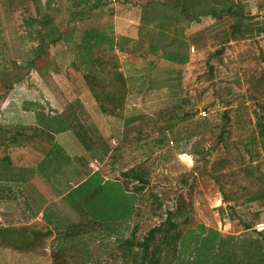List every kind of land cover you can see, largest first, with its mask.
Segmentation results:
<instances>
[{
    "label": "trees",
    "instance_id": "obj_1",
    "mask_svg": "<svg viewBox=\"0 0 264 264\" xmlns=\"http://www.w3.org/2000/svg\"><path fill=\"white\" fill-rule=\"evenodd\" d=\"M6 4L16 31H25L41 21L37 0H6ZM181 7L187 11L185 2ZM207 10L202 9L197 15L220 18L227 13L236 21L219 37L211 38L212 46L205 52L199 50L188 63L180 62L176 68L179 99L126 120L107 154V164L119 170L121 184L134 195L135 222L130 235L109 253L93 259L80 244L58 248L51 252V264L178 262L181 237L189 226L188 209L179 189L192 190L193 174L183 167L171 173L173 178L161 176L155 158L175 159L174 150L183 149L200 129L215 136L214 145L206 151L215 154L211 160L205 158L204 163L209 162L211 178L221 188L226 186L221 198L228 203L231 217H239L238 208L243 212L239 217L243 228L256 222L264 225V34H246L242 23L252 16L244 14L242 2L232 1L217 13L212 7ZM198 34L192 36L195 41ZM92 64L93 69H81L90 94L100 112L121 117L128 88L114 50H95ZM202 111L204 114L200 115ZM52 144L53 135L41 126L0 124V161L34 164ZM156 175L162 180H154ZM162 182H174L177 189L169 196L162 192ZM149 222L153 224L138 236L139 229ZM51 235L44 223H0V247L14 252L44 253ZM193 244L190 264H264V227L238 234L208 228L204 236L194 237Z\"/></svg>",
    "mask_w": 264,
    "mask_h": 264
},
{
    "label": "crops",
    "instance_id": "obj_2",
    "mask_svg": "<svg viewBox=\"0 0 264 264\" xmlns=\"http://www.w3.org/2000/svg\"><path fill=\"white\" fill-rule=\"evenodd\" d=\"M51 2L52 0H45L47 8L51 6ZM96 2L99 0H62L60 11L65 15L67 13L68 18L73 5L81 4L90 8L96 6ZM173 2L174 0H110V10L98 21L102 25L98 24L97 28L102 29L105 35L123 42H115L111 47L127 80L128 92L121 117L100 112L81 77L82 84H78L81 87L76 89L80 92H75L73 101L67 102L53 88L50 78L54 76L51 72L52 65L36 69L35 61L51 55L52 46H60L63 43L61 40L68 35L67 31H35L29 26L25 31L12 32V39L18 40L15 50H19L18 45H21V48L26 47L30 56L13 58L14 65L10 73L12 79L6 85L0 80L2 88L7 87L6 90H9L5 96L0 97V124L41 126L53 135V144L45 156L35 160L34 164L18 165L0 161V223L4 226L44 223L51 229L52 235L41 254L19 253L0 247V264H51V252L75 244H80L88 257L93 259L109 253L118 242L130 235L135 222L132 216L134 195L123 187L120 178L113 175L117 169L107 164L106 157L121 133L127 118L124 116L149 114L154 110L141 114L133 111L137 107H148V104H161L162 107L179 99L176 74L169 76L163 75V72L170 69V64L189 62L195 49L193 43H196L192 36L203 29L201 18L208 15L192 16L187 0V11L184 12L181 7L180 15L174 14L165 7ZM153 7H157L159 13L155 14ZM74 13L76 15H71L77 16L78 13ZM88 14L91 15V21L97 19L94 14ZM86 15L82 17H88ZM86 19H82L80 23L87 21ZM64 20L67 21L65 18ZM51 21L47 13L41 15V22L45 27ZM86 27L88 26L75 32L80 45L86 38ZM162 38L171 39L170 47H173V38L183 41L187 38L188 51H185V47L180 50L170 47L162 49L158 40ZM4 39L5 34L0 30V40ZM3 41H0V49L6 47ZM80 47L75 50L74 59L70 60V64L74 63L79 71L90 65V55L85 52L88 49L79 50ZM108 47L103 45V48ZM168 53L178 54L179 57H166ZM47 59L45 58V62H48ZM56 61L60 70H64L61 68L60 58ZM8 69L6 64L0 70ZM36 71L41 77H46V80L43 78L39 84L35 82L33 78ZM156 71L159 72V78ZM154 84H160V87L153 88ZM40 92H43L46 102L41 98ZM44 103L52 111L48 112ZM202 112L200 115L204 114ZM116 124H119V129L115 131L113 126ZM93 179L96 184L88 187ZM107 180L117 191L112 193V188L104 192L108 201L102 203L97 197L103 192L102 188ZM190 226L183 231L181 252L194 242V235L198 233L202 236L207 229L206 225L199 224L196 228L202 226L204 233L197 232L195 226ZM143 233L139 231L138 236ZM187 257L191 258V254Z\"/></svg>",
    "mask_w": 264,
    "mask_h": 264
},
{
    "label": "rangeland",
    "instance_id": "obj_3",
    "mask_svg": "<svg viewBox=\"0 0 264 264\" xmlns=\"http://www.w3.org/2000/svg\"><path fill=\"white\" fill-rule=\"evenodd\" d=\"M38 1V8H39V14L42 15L43 13H47L49 17L52 19L51 24L48 27H45L44 24L39 21L36 24L30 25L31 29L33 30H52L55 32H59L61 30L67 31L68 35L66 39L61 40L63 43L58 46L54 45L52 46V52L51 55L43 56L37 59L35 62L36 69L44 67H48L52 65L51 72H53L54 76L50 77L51 81L53 83V88L55 92L60 94L62 98H65L67 102L71 101L74 98L75 92H80L79 89L82 84L80 77L82 78L81 70H77L75 67V64H70V60L75 57V50L77 47L81 46L79 50L87 48L88 51H85L87 54L90 55V65L86 68L91 67V69L94 68L92 64V55L95 50H107L112 47V45L115 42L123 43L122 40H113L110 36L105 35V33L102 31V29L97 28L98 24H101V22L98 23V21L101 20V17L106 14L110 10L108 7V2L110 0H99V2H96V6L87 7L85 5H73V9L67 18V13L62 14V4L60 3L62 0H52L51 6L47 8L45 0H37ZM98 1V0H97ZM171 1V0H169ZM193 1V2H192ZM242 2L244 5V14H249L252 16V19L249 21H245L242 23L243 26L247 28L246 34L249 35H255L258 33L264 34V0H200V2L194 1V0H187V7L188 9L192 10V16H197V14L203 9V11L207 10V7H212L216 13L222 9L225 8L227 5H229L230 2ZM6 2V0H4ZM2 3L0 1V30L3 31L5 34V39L0 40L5 43V48L0 49V69L4 68L7 64L8 71L0 70V80L3 85H6L12 78H11V71L12 66L14 65V62L12 61L13 58L19 57L27 58L30 56L28 50L26 47L21 48V45H18L19 50H15L17 47V41L12 39V32L15 30L14 28V21L13 18L8 10L7 4ZM185 2L184 0H174L173 4H168L166 9H170L174 14L177 13L180 15L179 9L181 8V5ZM53 3V4H52ZM225 5H224V4ZM203 4V5H202ZM89 5V4H88ZM194 6V7H193ZM193 7V8H192ZM234 6H232V9ZM90 9V10H89ZM153 12L155 14L159 13V10L157 7L152 8ZM194 10V11H193ZM78 13L77 16L74 12ZM90 11V12H89ZM209 11V10H207ZM94 14L97 19L94 21H91L89 19L91 17L90 14ZM75 14V15H71ZM87 14V15H86ZM65 15V16H63ZM88 16V17H82V16ZM178 16V15H177ZM82 17V18H81ZM67 19V21L64 20ZM87 18V19H86ZM87 20L85 22L80 23L81 20ZM76 20L79 22L76 23ZM90 20V21H88ZM236 21L235 17L233 15H229L227 13L221 14L220 18H215L213 16H203L201 18V22L204 24L203 29H200L199 34L197 37L196 43H193V55L196 54L199 50L202 52H205L207 49H209L212 44L210 43L211 38L219 37L223 30H227L229 26ZM105 24V23H104ZM102 25V24H101ZM83 26H88L84 30V34L86 38L83 43L80 45L78 42L80 41L78 38L75 37L77 33L76 30L81 31ZM81 29V30H80ZM66 36V35H65ZM239 38V37H238ZM161 43V46H163L162 49H167L170 46L171 39L162 38L158 39ZM25 41V40H23ZM125 41V40H123ZM173 47L170 48H176L180 50L181 48L185 47V51H188L189 47V41L186 38V41H183L182 39L173 38ZM231 42V41H230ZM16 45V46H15ZM103 45L109 46L108 48H103ZM115 45V44H114ZM61 48V49H60ZM156 48V47H154ZM60 49V50H59ZM90 49V50H89ZM169 50V49H168ZM65 53V54H64ZM234 55V53H232ZM166 57H179L178 54L171 55L166 54ZM45 58H48L45 62ZM60 58L61 61V68L64 70H60V67L58 66V60ZM24 60V59H23ZM180 61H178L179 63ZM67 65L66 67H64ZM176 65L178 64H170V69L165 70L163 72V75H169L172 76L173 74L177 73ZM40 70V69H39ZM162 74V73H161ZM157 78H159V72L156 71ZM40 73L36 71V76L33 78L35 82L41 83V80L44 78L46 80V77H41ZM11 78V79H10ZM10 79V80H9ZM83 80V79H82ZM132 82V81H130ZM154 82V80H152ZM207 82H210V80H207ZM154 83H160V81H155ZM72 84V85H71ZM79 84V85H78ZM77 87V88H76ZM160 87V84H154L153 88ZM7 88V87H6ZM6 88H2L0 85V97L5 96L9 90H6ZM36 89V88H35ZM154 93V92H153ZM36 94V93H35ZM41 98L43 99V92H40ZM44 100V99H43ZM45 101V100H44ZM73 101V100H72ZM46 102V101H45ZM54 103L57 104L56 101ZM53 104V103H52ZM42 105V104H40ZM153 105V106H152ZM43 106V105H42ZM148 107H137L136 110L133 112H138L141 114L144 111H153L158 109L161 104H148ZM45 109L49 112L52 111L51 107L48 106L47 103H44ZM126 120L135 117V114H130V116H124ZM120 124V123H119ZM119 124H116L113 126V129L116 131L119 129ZM204 129V128H203ZM117 140H115L116 142ZM215 143V136L210 134L208 130H202L200 129L198 132L195 133V136L191 138L189 142H187L185 145L182 146L183 149L181 150H174L175 151V159L174 158H168L166 160L155 158V162H157V168L156 170L159 171V174H162L161 176H169L170 178H173L171 173H174L180 168L186 167L189 168L193 174L192 179V190L187 191L185 188L179 189L181 191V194L183 195V199L185 201L186 207L188 209L187 214L189 215V224L191 226L197 227L199 224L206 225L208 228H213L217 230L218 232H227V233H249L257 231L256 224L259 222L254 223L251 225L250 228H243L240 215H242L243 212H241L238 208L236 209V212L238 213L239 217H231L229 210H228V203L223 201L221 198V191L226 190V186L220 187L209 175L208 173V163H204V159L207 158L211 160L213 155L215 154L214 151H211L210 154L206 153L207 150H209ZM170 144L173 145V142L170 141ZM202 149L203 152L200 153L199 150ZM179 152H186L188 155H191L192 161L190 165L184 164L181 160L178 159L177 154ZM199 152V153H198ZM197 166V167H196ZM203 166V167H202ZM202 167V168H200ZM116 178H120L119 170L113 174ZM154 180L161 179L159 176H154ZM108 180L106 184L103 186L102 191L98 197L97 200H99L102 203H105L108 201V198H106V193L109 189L113 188V185L108 184ZM96 182L94 179L88 183V187L94 186ZM131 185L128 184V187ZM177 189V185L172 182L171 184L162 182L161 183V190L162 192L166 193L167 195H172V190ZM114 191V192H113ZM117 190L113 188L111 190L112 193H115ZM181 218V217H180ZM179 218V219H180ZM153 222H149L145 225H143L139 231L140 233L145 232ZM189 225V226H190ZM190 226V227H191ZM180 227H182V224H180ZM145 229V230H144ZM197 232H203L204 228L199 227L196 228ZM206 229V230H207ZM205 230V232H206ZM138 231V232H139ZM137 232V235H138ZM205 235V234H204ZM202 235V236H204ZM194 236H200L194 235ZM113 241V239H112ZM115 241V239H114ZM195 248V244L191 243L190 247L185 248L182 250V254L180 255L178 262L175 264H190L188 262L193 258H188V254H193ZM188 249V252H187ZM190 256V255H189Z\"/></svg>",
    "mask_w": 264,
    "mask_h": 264
},
{
    "label": "built area",
    "instance_id": "obj_4",
    "mask_svg": "<svg viewBox=\"0 0 264 264\" xmlns=\"http://www.w3.org/2000/svg\"><path fill=\"white\" fill-rule=\"evenodd\" d=\"M193 49V48H191ZM203 113V112H202ZM177 157L179 160H181L184 164L186 165H190L191 164V161H192V157L191 155H188L186 152H179L177 154ZM264 227L263 223L259 222L258 224H256V230L257 231H260L262 230Z\"/></svg>",
    "mask_w": 264,
    "mask_h": 264
}]
</instances>
